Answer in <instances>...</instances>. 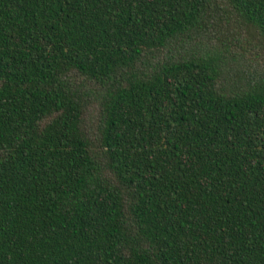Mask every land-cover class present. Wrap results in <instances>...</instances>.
<instances>
[{
    "label": "trees",
    "instance_id": "1",
    "mask_svg": "<svg viewBox=\"0 0 264 264\" xmlns=\"http://www.w3.org/2000/svg\"><path fill=\"white\" fill-rule=\"evenodd\" d=\"M0 264H264V0H0Z\"/></svg>",
    "mask_w": 264,
    "mask_h": 264
}]
</instances>
